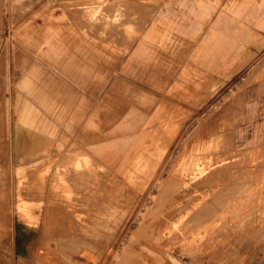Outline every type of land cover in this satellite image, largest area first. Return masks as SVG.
I'll list each match as a JSON object with an SVG mask.
<instances>
[{
  "label": "rangeland",
  "instance_id": "rangeland-1",
  "mask_svg": "<svg viewBox=\"0 0 264 264\" xmlns=\"http://www.w3.org/2000/svg\"><path fill=\"white\" fill-rule=\"evenodd\" d=\"M0 104V264H264V0H0Z\"/></svg>",
  "mask_w": 264,
  "mask_h": 264
},
{
  "label": "crops",
  "instance_id": "crops-1",
  "mask_svg": "<svg viewBox=\"0 0 264 264\" xmlns=\"http://www.w3.org/2000/svg\"><path fill=\"white\" fill-rule=\"evenodd\" d=\"M35 109L36 107H34L32 105L31 109ZM38 110V109H37ZM4 111V107L0 104V161L4 160L5 157L7 156V152L10 149V136L7 135V131H6V126H5V130H4V119H3V115L5 116V114H3ZM27 111V110H26ZM25 111L24 114H26L27 112ZM6 122V119H5ZM160 129V128H158ZM158 144L157 142V138H153L151 143L149 144V146H153L156 147ZM149 146L143 147V149L148 152L149 151ZM27 148V143H26V139L23 138V135L21 136L20 134H17V136L15 137V150L17 155H21L24 150ZM146 148V149H145ZM167 148V146L165 147V149ZM45 149V148H44ZM28 150V149H27ZM148 150V151H147ZM31 151V150H30ZM164 153V152H163ZM239 152H235L234 157L239 156ZM163 155V154H162ZM161 160V159H160ZM155 164L159 165V162L157 161V159L155 160ZM174 180V178H173ZM245 187H247L246 185H244ZM242 186V187H244ZM157 187V186H156ZM233 188H235L234 186H232ZM154 188V187H153Z\"/></svg>",
  "mask_w": 264,
  "mask_h": 264
},
{
  "label": "bare ground",
  "instance_id": "bare-ground-1",
  "mask_svg": "<svg viewBox=\"0 0 264 264\" xmlns=\"http://www.w3.org/2000/svg\"><path fill=\"white\" fill-rule=\"evenodd\" d=\"M244 169H245V168H244ZM256 170H257V169H256ZM245 171H246V170H245ZM250 176H251V175H250ZM248 178H249V177H248ZM247 181H248V180H247ZM253 182H254V181H253ZM255 183H256V182H255ZM255 183H254V184H255ZM10 189H11V188H10ZM234 194H235V193H234ZM233 200H234V199H233ZM213 202H214V201H213ZM242 202H243V201H242ZM212 213H213V212H212ZM224 213H225V212H224ZM222 218H223V217H222ZM210 223H211V222H210ZM188 233H189V232H188ZM197 236H198V235H197ZM195 237H196V236H195ZM166 240H167V239H166ZM39 249H40V248H39ZM168 249H169V248H168ZM42 251H44V250H42ZM42 251H41V252H42ZM42 253H43V252H42ZM50 253H51V252H50ZM50 253H49V254H50ZM47 254H48V253H47ZM50 255H51V254H50ZM43 256H44V255H43ZM45 256H46V255H45ZM51 256H52V255H51ZM51 256H50V257H51Z\"/></svg>",
  "mask_w": 264,
  "mask_h": 264
}]
</instances>
